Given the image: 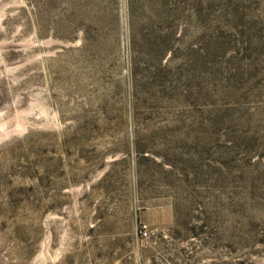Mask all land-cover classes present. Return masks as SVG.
I'll return each mask as SVG.
<instances>
[{"label": "rangeland", "instance_id": "rangeland-1", "mask_svg": "<svg viewBox=\"0 0 264 264\" xmlns=\"http://www.w3.org/2000/svg\"><path fill=\"white\" fill-rule=\"evenodd\" d=\"M264 264V0H0V264Z\"/></svg>", "mask_w": 264, "mask_h": 264}, {"label": "water", "instance_id": "water-1", "mask_svg": "<svg viewBox=\"0 0 264 264\" xmlns=\"http://www.w3.org/2000/svg\"><path fill=\"white\" fill-rule=\"evenodd\" d=\"M40 264H51L49 261H43L42 263Z\"/></svg>", "mask_w": 264, "mask_h": 264}]
</instances>
